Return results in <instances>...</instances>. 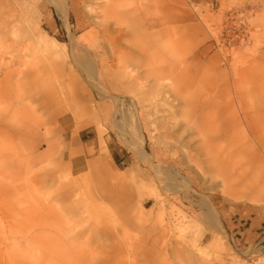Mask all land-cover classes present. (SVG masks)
Here are the masks:
<instances>
[{
	"label": "rangeland",
	"instance_id": "obj_1",
	"mask_svg": "<svg viewBox=\"0 0 264 264\" xmlns=\"http://www.w3.org/2000/svg\"><path fill=\"white\" fill-rule=\"evenodd\" d=\"M22 1L24 24L3 49L15 52L25 43L43 57L37 42L48 34L66 46L53 54L58 60L70 59L80 45L99 50L109 94L102 97L84 74L65 70L60 76L73 79L72 92L82 91L75 79L82 82L83 113L14 114L36 103L18 101L23 88L13 77V97L0 100V151L11 181L9 264H264L262 205L242 194L224 196L220 180L202 178V164L209 165L197 146L202 135L182 130L184 110L205 118L208 133L249 160L263 183L264 146L256 133L264 138V0H122V18L136 36L80 24L73 12L68 27L51 0ZM134 38L157 48L174 41L171 53L161 52V66L181 79L183 102L163 104L151 99V90L126 83L119 56ZM147 71L141 69L148 84ZM39 124L48 136L36 135ZM139 124L149 160L128 146ZM202 192L220 225L207 220ZM4 230L0 223V250Z\"/></svg>",
	"mask_w": 264,
	"mask_h": 264
},
{
	"label": "bare ground",
	"instance_id": "obj_2",
	"mask_svg": "<svg viewBox=\"0 0 264 264\" xmlns=\"http://www.w3.org/2000/svg\"><path fill=\"white\" fill-rule=\"evenodd\" d=\"M56 8L64 18L68 27H70V16L73 12L81 24H88L94 27L104 26L105 33H119L120 36L126 33L133 32V36L138 33L136 28H133L128 23L124 22L123 15V1L122 0H98L96 5L88 3V0H73L69 3L68 0H51ZM26 1L22 0H0V100L12 98V79L16 76V83L22 85L23 91L16 94L19 102L25 100H33L36 103L35 107L28 109L26 106L21 108H14V114H19L20 111L35 113L37 111H52L53 116L66 118L68 111L76 113H83L87 109L84 96V87L79 78L75 81L77 86L81 85L82 91L72 92L68 84L73 81L69 78L68 81L60 76V73L69 70L68 73L79 72L84 74L86 80L93 83L97 91L102 97L108 96V89L102 84L101 75L107 72L108 66L106 58L99 50H93L87 46L80 45L75 55L70 59L61 58L56 59L57 53L65 49V44L58 39L43 35V39L38 40L39 50L43 53V57L39 56L37 52L30 51L29 44L18 45L17 51L3 49L4 43L9 42L11 37H16L18 31L23 26L24 18L27 14ZM88 20L84 22L85 17ZM122 18V19H121ZM108 19H114V27H110L107 23ZM110 28H109V27ZM25 36V34H24ZM171 39L162 42L160 46L155 47L154 43L149 40H141L134 38L133 42L129 44V51L122 53L119 56V70L123 71L126 77V83L138 86L140 89L151 90V99L168 104L178 100L183 102L186 99L184 96L180 97L181 79L174 78L164 66H161L165 61L161 52H172L175 45ZM9 47L13 48L10 44ZM8 47V48H9ZM10 49V48H9ZM48 53L45 55L44 53ZM51 54V55H49ZM55 54L56 56H54ZM141 69L148 70L152 79L143 81L144 76ZM148 77V76H147ZM32 84V85H31ZM49 85L48 88H42L40 85ZM39 87V88H38ZM78 90V89H77ZM81 94V95H80ZM92 98V97H91ZM238 103H241L239 99ZM185 102V101H184ZM92 111L93 105H89ZM174 107V106H173ZM176 112V111H175ZM193 113V112H192ZM184 110L186 118L185 126L182 128L183 132L197 131L202 135L200 138V145H197L202 150V163L207 160L208 168L202 164V178L210 180L215 183L220 180L224 196L234 197L237 195H244L250 202L261 204L264 209V181L259 183V170L254 169L251 162L243 161L242 158L232 155L236 154L233 148H228L220 141H216L220 134L212 137L207 131L206 119H195L194 115ZM63 114V115H62ZM37 119L35 122L37 124ZM44 132L39 131V125H36L33 130L36 135L48 136L49 129L43 125ZM142 125L139 124L135 130V135L128 141V146L136 152L141 158L149 160L150 153L144 149L145 135L142 131ZM257 131V128L254 127ZM257 140L264 146V138L258 133ZM193 137L187 135L186 144H190ZM141 145V149H137V145ZM189 146V145H188ZM228 149V151H226ZM10 165L8 158L0 151V223L5 229L6 236L4 237V244L0 250V264H9L10 262V248L9 237L7 233L10 228L11 218V188H10ZM212 183V184H213ZM240 193V194H239ZM161 191H157L156 198H162ZM202 203L207 207L206 218L213 225H220V217L210 197L204 192L201 194ZM158 205H163L162 199H158ZM159 207L158 209H160ZM155 209V208H154ZM151 215V213H150ZM260 264V263H259Z\"/></svg>",
	"mask_w": 264,
	"mask_h": 264
},
{
	"label": "crops",
	"instance_id": "obj_3",
	"mask_svg": "<svg viewBox=\"0 0 264 264\" xmlns=\"http://www.w3.org/2000/svg\"><path fill=\"white\" fill-rule=\"evenodd\" d=\"M80 138H81V140H83V137L82 136H80ZM115 153V152H114ZM117 153V152H116Z\"/></svg>",
	"mask_w": 264,
	"mask_h": 264
}]
</instances>
